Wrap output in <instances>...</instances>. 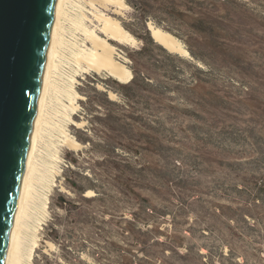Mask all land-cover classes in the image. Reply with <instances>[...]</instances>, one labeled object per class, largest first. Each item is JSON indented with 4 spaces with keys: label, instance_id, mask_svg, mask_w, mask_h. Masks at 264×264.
Here are the masks:
<instances>
[{
    "label": "rangeland",
    "instance_id": "rangeland-1",
    "mask_svg": "<svg viewBox=\"0 0 264 264\" xmlns=\"http://www.w3.org/2000/svg\"><path fill=\"white\" fill-rule=\"evenodd\" d=\"M123 1L64 3L23 264H264V0Z\"/></svg>",
    "mask_w": 264,
    "mask_h": 264
},
{
    "label": "water",
    "instance_id": "water-1",
    "mask_svg": "<svg viewBox=\"0 0 264 264\" xmlns=\"http://www.w3.org/2000/svg\"><path fill=\"white\" fill-rule=\"evenodd\" d=\"M59 0H0V264H6Z\"/></svg>",
    "mask_w": 264,
    "mask_h": 264
},
{
    "label": "bare ground",
    "instance_id": "bare-ground-1",
    "mask_svg": "<svg viewBox=\"0 0 264 264\" xmlns=\"http://www.w3.org/2000/svg\"><path fill=\"white\" fill-rule=\"evenodd\" d=\"M66 0H59L58 9L56 12V25L53 32V38L50 48V65L46 72L45 82L41 91V97H40V104L38 109V116L37 121L34 129V136H33V142L31 146L30 156L27 163V167L24 173V179H23V187L18 207V212L15 218L14 222V229H13V235L10 242V246L8 249V256L6 260V264H23L24 263V257L26 256V253L24 252L26 250V240H25V229L27 226V221L30 216V207H32L33 200H34V186L37 181V175L38 170L36 167V158L35 154L38 149L39 142L42 138L43 134V125L45 120V108L48 100L49 91L51 88V76L53 73V70L55 68V60H56V53L57 48L60 46V22L61 18L63 17L64 12V3ZM117 2L122 5L124 3L123 0H117ZM63 19V18H62ZM111 21H108L105 24V30L110 35V37L118 38L120 31L121 33L123 30H121L120 26L118 24H113ZM116 26V27H114ZM149 29L152 32V38H154L155 42L159 44L161 47H163L165 50L169 51L170 53H176V54H182V55H189L188 51L184 49V47L181 45V43L169 35L168 33L163 32L162 30L156 28L153 24H149ZM126 33V32H125ZM128 35V34H125ZM129 36V35H128ZM127 37V36H125ZM124 38V37H123ZM122 37H120L121 40H123ZM128 38V37H127ZM125 42L128 41V39ZM119 39V40H120ZM99 41V40H98ZM131 41V40H130ZM95 42V41H94ZM97 42V41H96ZM123 42V41H122ZM62 44V43H61ZM100 48L97 47V53L91 52L95 55H97L99 70L100 67L106 70H109L110 73L117 78V81L119 83L126 85L132 80L131 74H126L127 70H123V67L121 65H118L117 63L113 62L112 60V54L113 49H111V46L105 41L102 42V44H97ZM96 51V50H95ZM92 54H90L91 56ZM88 59V58H87ZM92 59V58H91ZM90 59V60H91ZM95 61V60H94ZM95 65V64H94ZM97 66V65H96ZM98 69V68H97ZM105 70V69H104ZM128 73V72H127ZM38 185V183H37ZM36 189V188H35ZM28 227V226H27ZM28 231V230H27ZM26 242V244H25ZM28 251V249H27ZM31 251V250H30ZM29 254V253H28ZM28 257H31V255H28ZM26 260V259H25Z\"/></svg>",
    "mask_w": 264,
    "mask_h": 264
},
{
    "label": "trees",
    "instance_id": "trees-1",
    "mask_svg": "<svg viewBox=\"0 0 264 264\" xmlns=\"http://www.w3.org/2000/svg\"><path fill=\"white\" fill-rule=\"evenodd\" d=\"M133 81H134V80H133ZM133 81H132V82H133Z\"/></svg>",
    "mask_w": 264,
    "mask_h": 264
}]
</instances>
